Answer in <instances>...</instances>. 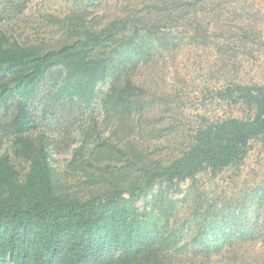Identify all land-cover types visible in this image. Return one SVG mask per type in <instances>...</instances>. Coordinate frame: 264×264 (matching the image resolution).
Instances as JSON below:
<instances>
[{"label":"trees","instance_id":"obj_1","mask_svg":"<svg viewBox=\"0 0 264 264\" xmlns=\"http://www.w3.org/2000/svg\"><path fill=\"white\" fill-rule=\"evenodd\" d=\"M13 1L7 8L0 0V149L9 144L12 151L0 153V264H227L241 243L258 237L264 244V181L246 194L255 212L251 205L206 206L197 195L202 175L238 176L253 144H264V85L218 92L243 106L245 118L203 123L172 159L151 156L145 146L164 130L139 73L152 57L179 47L167 32L172 26L188 25L193 43L209 45L195 2L123 4L97 21L86 9L46 14L49 37L21 42L5 12L17 13L29 0ZM109 81L99 99V86ZM64 105L73 112L68 127L88 120L61 142L53 127L65 118ZM76 141L66 164L79 179L72 185L55 153ZM13 157L28 169L19 170ZM185 184L192 210L180 217L183 197L175 195ZM250 248L235 264H264V245L248 260Z\"/></svg>","mask_w":264,"mask_h":264},{"label":"rangeland","instance_id":"obj_2","mask_svg":"<svg viewBox=\"0 0 264 264\" xmlns=\"http://www.w3.org/2000/svg\"><path fill=\"white\" fill-rule=\"evenodd\" d=\"M3 1L7 8L16 4L13 0ZM144 1L149 0H29L17 13L9 9L5 12L7 15H13L10 18L6 16V27L21 42L40 40L49 37V28L44 19L46 14L64 17L73 9H86L90 13L88 18L97 21L104 14L108 17L118 9L121 10L123 4ZM182 1L185 3L190 0ZM192 1L196 3L198 19L209 29V45L193 43L188 25L172 26L167 32L179 47L166 50L161 58L152 57L151 66L139 73L141 82L146 84L150 94H155L151 114H158L156 119L162 121L156 125L164 130L160 132L163 136L152 139L145 146L150 147L149 155L156 156L161 153L167 160L179 153L190 140V135L203 123L232 117L245 118L243 106L236 105L229 99L219 98L218 92L230 85H264V0ZM218 45L224 47V50ZM110 83L111 81L99 86V99L108 90ZM64 107L66 108V105ZM162 110L164 111L160 113ZM65 115L56 126L58 131L53 127L56 131L53 133L56 141L63 142L64 134H69L71 141L78 134L80 127L83 128L87 124V117H83L74 126L71 124L68 127L69 121L73 120V112H69L67 107ZM97 118L101 123L103 115L100 113ZM79 125L81 126L78 128ZM103 127L106 128L105 125ZM110 132L109 126L104 130V136H108ZM78 144L79 141L73 142L69 150L64 148L55 153L56 167L62 171L64 178L72 181V185L79 179L74 174L69 176L66 164L71 160L73 148ZM7 149L9 144H5L0 153ZM9 151L12 152L10 149ZM13 160L19 170L28 169L22 159L13 157ZM236 176L230 173L214 179L210 174H204L198 179L197 195L200 200L206 201V206L231 203L234 211H238L242 206L251 205L250 211L255 212L257 205L252 199L246 198V194L264 181V144H253L242 172ZM187 186H182V194L175 195L177 199L183 197L179 201L180 217L192 210L191 203L185 204ZM136 206L141 207L142 202ZM233 241L234 244L237 243V239ZM258 241L257 237L255 243H241L242 245L237 247L238 251L230 255L227 264H235L240 258L238 252L241 254L251 247L249 260L251 253L260 250L264 245ZM184 259L190 262L192 257L186 255ZM221 264L226 263L223 261Z\"/></svg>","mask_w":264,"mask_h":264}]
</instances>
